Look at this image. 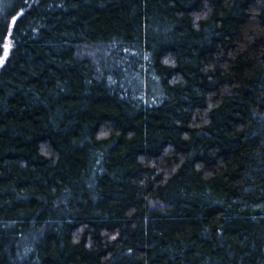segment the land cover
Wrapping results in <instances>:
<instances>
[{
    "label": "trees",
    "instance_id": "16d2710c",
    "mask_svg": "<svg viewBox=\"0 0 264 264\" xmlns=\"http://www.w3.org/2000/svg\"><path fill=\"white\" fill-rule=\"evenodd\" d=\"M0 58V264H264V0H0Z\"/></svg>",
    "mask_w": 264,
    "mask_h": 264
},
{
    "label": "snow or ice",
    "instance_id": "6c2138e0",
    "mask_svg": "<svg viewBox=\"0 0 264 264\" xmlns=\"http://www.w3.org/2000/svg\"><path fill=\"white\" fill-rule=\"evenodd\" d=\"M15 17L13 18V21H15ZM10 33L4 37V44H3V51H4V58H7L9 55V51L12 48V41L10 39ZM0 63H3V60L0 59Z\"/></svg>",
    "mask_w": 264,
    "mask_h": 264
},
{
    "label": "rangeland",
    "instance_id": "374dc122",
    "mask_svg": "<svg viewBox=\"0 0 264 264\" xmlns=\"http://www.w3.org/2000/svg\"><path fill=\"white\" fill-rule=\"evenodd\" d=\"M1 59V58H0ZM1 64V63H0Z\"/></svg>",
    "mask_w": 264,
    "mask_h": 264
}]
</instances>
